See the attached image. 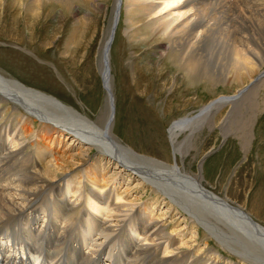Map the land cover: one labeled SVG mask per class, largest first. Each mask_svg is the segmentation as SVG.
<instances>
[{
    "label": "bare ground",
    "instance_id": "1",
    "mask_svg": "<svg viewBox=\"0 0 264 264\" xmlns=\"http://www.w3.org/2000/svg\"><path fill=\"white\" fill-rule=\"evenodd\" d=\"M44 1L0 0V37L10 30L30 53L0 45V264H264V224L244 205L206 187L201 166L189 173L178 162V155L185 157L179 137L190 140L213 129L226 107L228 117L242 108L264 109V0H115L99 60L107 99L95 117L65 102L59 78L47 62L37 61L54 43L45 28L34 29L46 18ZM124 6L117 118L106 53ZM69 36L56 43L61 55L78 50L75 35ZM130 47H146L145 64L134 66L133 87L126 64ZM154 56L158 71L161 62L172 63L188 85L237 88L169 126L172 162L142 154L118 135L144 114L129 101L132 90L147 82ZM246 119L241 114L239 130ZM126 175L133 181L120 190ZM168 213L175 215L168 220ZM210 238L237 261L221 255Z\"/></svg>",
    "mask_w": 264,
    "mask_h": 264
},
{
    "label": "rangeland",
    "instance_id": "2",
    "mask_svg": "<svg viewBox=\"0 0 264 264\" xmlns=\"http://www.w3.org/2000/svg\"><path fill=\"white\" fill-rule=\"evenodd\" d=\"M44 2L42 16L46 18L43 22L42 20L36 22L34 29L36 31L45 28L52 38L49 41H54V43L48 45L45 49L46 52L42 51L41 53L40 51L37 58L41 59L39 61L36 58V60L40 64L47 62L46 65L49 70L59 78L62 83V99L65 102L76 105L79 109L88 112L91 117H95L107 99L99 60L101 47L112 24L115 0H75V2L69 4H61L53 0H48V2L45 0ZM126 12L124 6L110 51V71L117 118L120 115L121 103L123 102L121 89L119 88L120 73L118 66L121 60H118L117 43L118 40L124 38L123 34L127 26ZM4 23L2 22V24ZM30 30L32 29H25V32H31ZM4 32L6 38L0 37L2 39L0 45L13 47L28 53L25 48L20 49V42L16 41L17 38H12L10 30H4ZM0 33H2L1 23ZM71 33L75 35L78 50L73 52L69 49L68 54L61 55L60 47H55L56 43L68 39L69 35H72ZM40 48L42 49L43 45H40ZM133 48L130 47L126 51L127 77L129 75V82L132 87L135 85L133 81L135 64L144 65L146 62V47L141 49L136 47L134 50L137 51L132 54ZM128 53H131L130 58H128ZM70 57L73 58L71 61L69 60ZM152 59L150 62L152 69L146 73L147 78L149 76L147 82L132 90V100L129 101L132 110L143 107L145 109L143 110L144 114H139L135 116L136 118L132 122L126 123L118 135L136 151L163 161L172 162L174 157L168 137L169 126L183 116L196 113L214 98L223 94H234L237 88L234 84H212L209 87V85L206 86L204 83L203 85L200 81L194 82V85H188L183 72L172 63L163 64L161 62L159 67L164 69L158 71V64L155 62L156 56ZM59 65L62 66L64 73L58 68ZM0 68L3 69L4 66L1 65ZM59 73H61L62 79ZM64 75L67 80L70 79L75 85V90L70 89L63 82ZM93 105L94 108H92ZM229 109L231 108L226 107L218 115L215 120L216 126L213 129L206 128L190 140L186 139L184 135L179 137L183 152L185 151V157L182 158L178 155V162L189 173H198L201 166L206 187L220 196H228L233 203L244 205L247 213H252L257 222L264 224V109L242 108L239 111L240 113L236 111L228 117ZM241 114L247 118L246 124L248 126L245 124V128L239 130ZM254 115V120L250 122L248 119ZM141 119L148 122L147 128L140 124L142 123L139 122ZM221 126L224 128L221 129ZM138 129L141 130L137 131ZM247 134L248 137L246 138ZM248 142L249 148L245 150ZM127 178L126 175L124 177L126 184L121 185L120 190L127 185V182L133 181ZM256 184L259 187H256ZM148 193L149 195L152 194L150 191ZM139 196L141 198H139L140 202H146V193ZM166 207L165 203L161 206L162 210ZM174 215L175 213H168L166 217L169 220ZM181 223L185 224V222ZM210 245L221 255L231 257L232 260L237 261L235 256H230L214 242H211Z\"/></svg>",
    "mask_w": 264,
    "mask_h": 264
},
{
    "label": "water",
    "instance_id": "3",
    "mask_svg": "<svg viewBox=\"0 0 264 264\" xmlns=\"http://www.w3.org/2000/svg\"><path fill=\"white\" fill-rule=\"evenodd\" d=\"M115 29H116V23L113 26V29H112V32H111V36H110L109 41H108V44H107V53H106L107 54V59H108L107 60V63L109 61L108 55H109V52H110L111 43H112L113 38H114ZM108 66H109V64H108Z\"/></svg>",
    "mask_w": 264,
    "mask_h": 264
}]
</instances>
